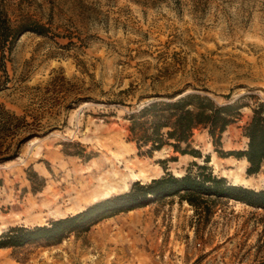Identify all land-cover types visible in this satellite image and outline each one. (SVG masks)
<instances>
[{"label":"rangeland","instance_id":"rangeland-1","mask_svg":"<svg viewBox=\"0 0 264 264\" xmlns=\"http://www.w3.org/2000/svg\"><path fill=\"white\" fill-rule=\"evenodd\" d=\"M1 1L12 21L31 17L49 30L23 33L0 55V105L36 131L0 139L9 147L0 233L76 214L136 180L195 173L206 157L213 174L264 188V170L247 176L246 161L218 156L206 130L191 139L201 157L170 146L150 156L130 140L127 119L188 92L240 99L220 147L243 149V126L264 102V0ZM211 209L204 219L178 196L154 200L58 243L1 248L0 264H264V210L233 200Z\"/></svg>","mask_w":264,"mask_h":264},{"label":"trees","instance_id":"trees-1","mask_svg":"<svg viewBox=\"0 0 264 264\" xmlns=\"http://www.w3.org/2000/svg\"><path fill=\"white\" fill-rule=\"evenodd\" d=\"M0 0V55L11 51L14 42L25 32L31 31L45 35L49 30L45 25L31 17H22L12 21ZM6 71V70H4ZM64 75L52 78V90L59 85ZM156 100L144 104L127 114L130 140L135 142L138 150L152 155L164 146H170L181 155L189 154L201 157L198 149L191 147L194 130H206L212 140L215 152L225 158L233 156L245 160L247 176L255 175L264 170V102L252 108L249 121L243 126V135L247 141L243 149H221V138L227 127L234 123L244 106L240 99L230 103L218 104L213 98L198 92H188L174 99ZM81 100L80 97L74 99ZM25 116H19L0 105V139L9 133L16 137L20 132L34 133L28 128ZM11 146V145H10ZM9 148L0 142V160L4 159L5 150ZM204 164H196L197 171L186 172L177 176L166 172L149 182L134 181L126 191L114 194L87 206L76 214L50 221L46 225L11 226L0 233V249L17 247L28 243H58L70 231L87 230L98 220L117 213L130 211L147 205L151 201L178 196L190 204L194 210L207 219L212 206L221 200H233L255 209L264 210V188L255 189L243 184L232 183L224 176H217ZM35 174V172H33ZM1 186V180H0Z\"/></svg>","mask_w":264,"mask_h":264}]
</instances>
